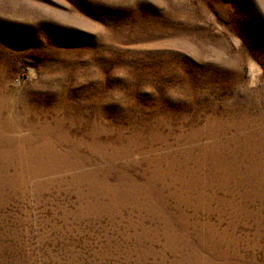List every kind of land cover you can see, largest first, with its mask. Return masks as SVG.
<instances>
[{"label": "rangeland", "instance_id": "1", "mask_svg": "<svg viewBox=\"0 0 264 264\" xmlns=\"http://www.w3.org/2000/svg\"><path fill=\"white\" fill-rule=\"evenodd\" d=\"M0 264H264V0H0Z\"/></svg>", "mask_w": 264, "mask_h": 264}]
</instances>
